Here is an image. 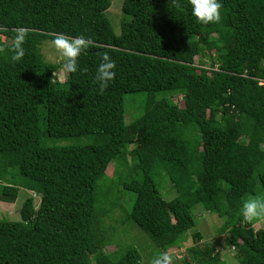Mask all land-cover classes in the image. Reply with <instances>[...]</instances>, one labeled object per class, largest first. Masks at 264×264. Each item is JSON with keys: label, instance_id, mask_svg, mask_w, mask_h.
Returning <instances> with one entry per match:
<instances>
[{"label": "trees", "instance_id": "obj_1", "mask_svg": "<svg viewBox=\"0 0 264 264\" xmlns=\"http://www.w3.org/2000/svg\"><path fill=\"white\" fill-rule=\"evenodd\" d=\"M222 4L221 21L205 25L190 0H123L115 34L111 0H0V201L14 203L20 188L39 197L37 207L26 198L20 221L0 220V264H140L134 247L106 252L113 228L104 221L124 196L105 199L122 191L124 223L157 249L179 246L200 206L223 220L238 264H264V227L240 211L264 198V0ZM60 34L92 41L64 82L39 48ZM104 53L116 76L101 92ZM161 92L182 106L154 101ZM135 93L147 95L144 113L125 125L124 97ZM163 179L176 194L168 201ZM191 259L225 264L209 246Z\"/></svg>", "mask_w": 264, "mask_h": 264}, {"label": "rangeland", "instance_id": "obj_2", "mask_svg": "<svg viewBox=\"0 0 264 264\" xmlns=\"http://www.w3.org/2000/svg\"><path fill=\"white\" fill-rule=\"evenodd\" d=\"M123 0H111V7L107 10L106 16L110 20L115 34L120 32V20H121V6ZM1 41H6L4 37L0 36ZM40 52L42 54L43 60L46 63L58 65V70L54 74V78L59 82H64L66 78V72L62 69V63L64 58L61 56L60 52L52 45L50 40L43 41L40 45ZM199 59H195V63L198 64ZM204 63L203 67L208 68L210 62L207 57L201 58ZM147 95L145 93H135L126 94L123 102L124 110V123L129 125L130 123L136 121L144 113V105L146 102ZM168 100L173 101V103L182 106V98L180 95H172L171 93H156L153 96L154 101L158 100ZM132 146H127V152L130 151ZM114 164H111L106 170V176L111 177L113 174ZM105 183V184H104ZM104 185L109 184V180L103 182ZM158 191L165 200L173 199L176 194L173 189L169 186L167 180L163 179L158 185ZM102 190V195L104 194ZM115 192L114 195L110 196L105 202L113 203L116 202L119 195L124 196L122 200L119 201L121 207H116L110 212L109 216L105 218L104 225L112 230L111 243L106 247V252L115 251L118 246L121 250L119 253L124 252L127 248H136L140 255V264H151V260L159 253H167L169 256L173 257L174 264H197L191 259V255L194 252L203 251L205 246L213 247L215 252L219 254L221 260L225 264H238L236 249L234 248V243L232 242L228 233H221L220 228L223 224V220L217 215H211L205 211L200 206L192 209V216L195 222V227L190 230L186 236L185 240L177 247L170 248L167 250L157 249L153 243L149 240L148 236L140 231L136 226H128L124 223V212H130V204L125 203V199L129 195L125 192H120L118 195ZM32 197L34 201V206L37 207L39 204V197L33 192L20 188L18 197L14 203H5L0 201V220H6L10 222L20 221V210L23 202L26 198ZM255 197H262L255 196ZM104 199V198H103ZM104 205V204H103ZM123 221V222H122ZM244 219V223H247ZM252 227L257 230L264 227V220L252 222ZM198 232L201 236V240L195 241L193 234ZM118 253V254H119Z\"/></svg>", "mask_w": 264, "mask_h": 264}, {"label": "clouds", "instance_id": "obj_3", "mask_svg": "<svg viewBox=\"0 0 264 264\" xmlns=\"http://www.w3.org/2000/svg\"><path fill=\"white\" fill-rule=\"evenodd\" d=\"M190 4L192 15L198 23L207 25L221 21L222 0H190ZM14 40L10 50L14 53L12 59L18 61L25 55L23 45L26 40V31L24 29L18 30ZM51 43L64 58L62 69L69 74H74L80 71L79 58L88 49L92 41L86 40L83 36L70 39L60 34L55 36ZM3 50L0 48V51ZM115 68L116 63L112 57L107 53L102 54L101 63L96 73L101 92L109 86L116 76ZM240 211L243 218L248 222L264 220V198L252 197L245 200ZM151 264H174V261L173 257L165 252L156 255L151 260Z\"/></svg>", "mask_w": 264, "mask_h": 264}]
</instances>
